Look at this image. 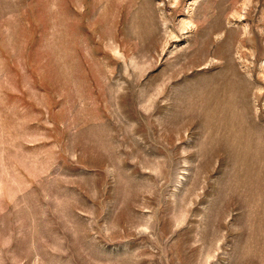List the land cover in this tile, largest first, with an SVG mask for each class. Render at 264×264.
<instances>
[{"label":"rangeland","instance_id":"obj_1","mask_svg":"<svg viewBox=\"0 0 264 264\" xmlns=\"http://www.w3.org/2000/svg\"><path fill=\"white\" fill-rule=\"evenodd\" d=\"M0 264H264V0H0Z\"/></svg>","mask_w":264,"mask_h":264}]
</instances>
